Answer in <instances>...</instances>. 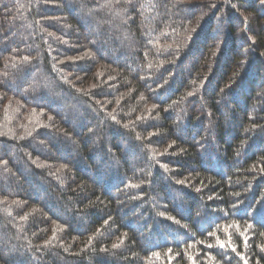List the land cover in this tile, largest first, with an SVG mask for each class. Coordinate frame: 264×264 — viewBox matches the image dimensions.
I'll use <instances>...</instances> for the list:
<instances>
[{"label":"trees","instance_id":"obj_1","mask_svg":"<svg viewBox=\"0 0 264 264\" xmlns=\"http://www.w3.org/2000/svg\"><path fill=\"white\" fill-rule=\"evenodd\" d=\"M262 249L261 0H0V264Z\"/></svg>","mask_w":264,"mask_h":264},{"label":"snow or ice","instance_id":"obj_2","mask_svg":"<svg viewBox=\"0 0 264 264\" xmlns=\"http://www.w3.org/2000/svg\"><path fill=\"white\" fill-rule=\"evenodd\" d=\"M261 3H264V0H261ZM193 93H189V95H192ZM221 247H223V245H221ZM264 250V249H262ZM245 264H247V262H245Z\"/></svg>","mask_w":264,"mask_h":264}]
</instances>
